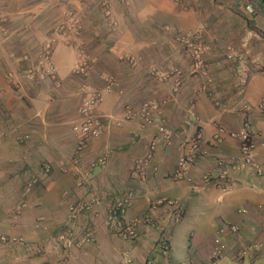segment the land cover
<instances>
[{
    "label": "crops",
    "instance_id": "1",
    "mask_svg": "<svg viewBox=\"0 0 264 264\" xmlns=\"http://www.w3.org/2000/svg\"><path fill=\"white\" fill-rule=\"evenodd\" d=\"M103 3L117 22L115 32L108 28V20L99 10ZM0 4V17L9 20L10 28L7 39L0 37V236L19 240L12 245L0 243V264H63L62 254L50 242L61 232L80 227L78 221L71 220L65 196L104 194L124 188H131L135 195L127 217L153 213L156 227L169 233L168 259L161 254L156 228H141L134 242L124 243L108 232L105 207L100 205L88 220L95 232L94 240L81 252L69 255L66 264H145L150 257L156 259V264H191L193 260L206 263L217 244L227 249L217 264H230L236 261L237 247L257 241L262 243L260 254L253 260L246 258L242 264H264V238L259 225L262 213L258 210L264 205V173L232 172V189L227 195L217 185L201 184L203 175L215 168L210 157L189 168V181L177 182L172 177L177 147L192 133L202 137L209 154L226 158L237 153L233 142L216 146L213 129L206 123L214 121L227 130H239L245 118L240 106L246 103L254 107L264 97L261 74L252 76L239 97L238 74L244 66L225 60L232 49L255 59L264 55V19L258 16L251 21L259 29L255 32L247 27L248 17L243 12L238 14L219 0H0ZM65 5L79 14L92 53L100 60L87 79L79 77L75 74L74 52L60 37L52 54L61 84L55 87L32 78L30 70L48 33L59 23ZM198 27L206 36L204 59L212 78L209 85L206 79L190 75L188 54L175 40L176 35ZM115 33L119 36H115L114 43L111 39ZM128 53L140 58L141 63L132 68L122 58ZM149 64L163 69L181 68L186 75L182 94L175 96L170 88L150 79L144 69ZM98 74L118 80L124 95H106L100 107L104 130L88 141L82 153L84 167L96 164L85 191L77 188L80 177L71 164L75 149L72 126L78 119L82 97L102 85ZM199 86L202 89L196 93ZM147 98L157 102L156 117L152 127L142 130L139 109ZM213 99L223 110L213 105ZM192 110L198 120L191 122L188 116ZM128 112L132 119L125 121ZM248 118L259 142L264 139V114L256 111ZM161 121L167 123L172 143L159 144L146 177L136 180L132 176L134 162L146 152ZM256 153V160L264 166V149L258 146ZM47 165L51 167L49 175L45 173ZM61 166L66 168L65 174L60 173ZM27 178L36 180L30 191L26 190ZM163 200L179 207L181 219L171 223L174 209L157 206ZM20 203L26 206L16 215ZM187 206L208 227L200 237H190L183 227ZM243 209L247 214L240 213ZM39 217L46 218L48 232L35 228ZM228 223L240 226L238 235H218ZM176 235L187 241V258H174ZM35 248L40 250L37 255L31 252ZM125 254L130 257L129 263L123 260ZM172 258L176 262H171Z\"/></svg>",
    "mask_w": 264,
    "mask_h": 264
},
{
    "label": "built area",
    "instance_id": "2",
    "mask_svg": "<svg viewBox=\"0 0 264 264\" xmlns=\"http://www.w3.org/2000/svg\"><path fill=\"white\" fill-rule=\"evenodd\" d=\"M247 14L253 13V7L246 5L244 9ZM105 18L108 20L107 26L110 30H114L117 27V23L111 18L110 12L106 8ZM8 20L0 18V37L5 40L10 36V32L7 30ZM58 32H72L77 33L79 30V21L69 11L65 13L64 19L57 28ZM173 34L176 35L175 32ZM204 30L201 27L196 28L193 31L186 32L182 35H176V42L183 48L188 54V59L191 63L190 75L200 79H206L208 83L211 82L207 66L205 65V53L207 48L204 46ZM55 40H49L44 46H42L37 54L36 63L30 70V76L40 82H48L54 84L55 87H60L61 84L57 81V72L52 62V54L55 46ZM82 47L76 49V62L77 66L75 74L83 79H87L91 73L93 60H88L85 54L82 52ZM225 60L230 64H239L244 66L242 71L238 74V88L239 97H242L245 93V89L254 74L264 75V55L260 59L251 58L249 54L242 53L237 50H229L225 55ZM128 61L132 65H136L137 62L134 58H128ZM147 74L158 84H172V93L178 96L181 93L183 86V72L177 67H171L168 71L160 70L157 66L151 65L147 68ZM11 76V75H10ZM9 76V77H10ZM102 81V85L99 89L92 93H86L82 99L78 110V119L72 126V131L75 137V149L71 157V164L78 170L79 180L77 181V188L85 189L90 173L96 166L92 163L88 167H84L82 153L87 148L88 141L98 138L103 130V123L101 121L100 107L104 101L106 95L116 94L122 97L123 90L115 78L110 75L102 74L99 76ZM157 108V102L149 99L142 103L139 109L140 128L142 130L148 129L154 125L156 114H154ZM223 110V107H219ZM245 116L242 122V126L239 130L231 131L224 128L219 123L213 121L207 122L206 125L213 129L212 140L216 146H221L225 142L230 141L236 144L237 153L235 155L226 158H214V165L216 170L208 172L202 178L203 185L209 186L210 184L217 185L223 194H229L232 189L231 173L232 172H253L254 174L261 175L264 173V166L256 160V149L261 147L264 149V139L259 142L255 139V134L252 130L250 116L253 112H259L264 114V97H262L256 106L251 107L249 104L243 103L239 109ZM189 120H198L193 113H189ZM132 114L127 113L125 121L131 120ZM156 135L150 139L146 152L138 160L134 162L132 176L139 181H142L146 176V170L149 167L152 158L160 143L164 146H168L172 143V133L167 128L166 122L161 123L156 128ZM187 148L190 149L187 152ZM177 164L173 171L172 177L177 182L189 181L187 178V171L191 166L209 156V152L204 149V142L200 135L192 133L188 135L182 143L177 147ZM101 162V161H100ZM51 167L47 165L45 167V173L49 175ZM67 172L64 166H61L60 173L65 174ZM215 176V177H214ZM26 190L30 191L36 184V180H25ZM134 191L131 188H124L120 190H109L104 194H89L85 196L74 197L72 193L67 194L64 198L66 202L67 211L71 217V220L78 221L80 227L76 229L65 230L57 235V237L50 242L52 248L62 254L63 264L68 262L67 257L74 253L81 252L87 244L91 243L95 238V232L93 226L88 221L96 212L95 210L100 206L105 207V226L109 233L122 240L124 243L134 242L138 238V232L141 228L155 227L160 235L159 244L161 246L162 256L168 258L169 256V233L162 229H158L155 226L154 214L149 213L141 217L128 218L127 211L132 205L134 199ZM167 203V204H165ZM170 206L174 209L173 218L170 219L171 223H174L180 218L179 207L174 203L167 202L166 200L157 203V206ZM25 203H20L16 215H19L20 211L25 208ZM258 210L262 213V219L260 221L261 237L264 238V205H260ZM241 214H247L246 210H241ZM82 224H81V222ZM45 217H39L35 222V228L43 232H48V225L46 224ZM240 226L238 224L228 223L220 228L218 235H224L225 232L232 235H238ZM0 243L3 245H12L19 243V240L8 239L0 236ZM262 248V243H252L247 247H243V251L238 254L239 258H243L247 253H259ZM225 247L218 245L215 247L211 260H218L222 257ZM33 255L40 253L38 248L31 250ZM125 262H130L128 254L123 256ZM145 264H156V259L150 257Z\"/></svg>",
    "mask_w": 264,
    "mask_h": 264
},
{
    "label": "rangeland",
    "instance_id": "3",
    "mask_svg": "<svg viewBox=\"0 0 264 264\" xmlns=\"http://www.w3.org/2000/svg\"><path fill=\"white\" fill-rule=\"evenodd\" d=\"M61 1V0H60ZM220 2H222V3H224V4H226L228 7H230V9L231 10H233V11H236V13H238L239 14V11H241V12H243V13H245L246 15H247V12L244 10L245 9V7L243 8V6H244V2H238V0H235V2H232V0H219ZM242 1H246V0H242ZM0 6H1V4H0ZM242 6V7H241ZM65 8V10H64V12L62 13V16H61V18H60V20H59V23L58 24H56L51 30H50V32L48 33V36H47V40H46V42L44 43V45L49 41V40H51V39H54L55 40V43L54 44H56L57 42H58V40H59V38L60 37H63L65 40H66V44L68 45V46H70L71 48H72V50H73V52H74V56H76V49L80 46V47H82L81 49H82V52L85 54V56L87 57V59L89 60H93L94 61V65L92 66V70H91V73H92V71H93V68H94V66L99 62V60H100V58H98V56H94L93 55V53H92V49L90 48V45L89 44H91V43H89V41H88V39H87V37H86V35L84 34V28H83V22H82V19L80 18V16H79V14L72 8V7H69V6H64ZM99 10L101 11V12H103L104 14H105V11H106V7H105V4L103 3V4H100L99 5ZM71 12L72 14H73V16L75 17L76 16V19L79 21V30H78V32L75 34V33H72V32H66V33H63V32H58V30H57V28L59 27V25L61 24V21L64 19V16H65V13L66 12ZM99 11V12H100ZM105 16V15H104ZM0 18H2V17H0ZM256 18H258V16L256 17ZM263 19L261 16H259V18L258 19ZM5 19H7V18H5ZM8 20V19H7ZM8 22V26H7V30L10 32V28H9V20L7 21ZM117 23V22H116ZM258 31H259V29H258V27H257V25H256V27H255ZM117 29H118V27H116L114 30H111L112 32H115V31H117ZM114 35V34H113ZM115 36H117V38H118V36H119V34H117V33H115V35H114V37L112 36V41L115 43ZM204 46L207 48V46H206V36L204 35ZM91 42V41H90ZM113 44V43H112ZM43 45V46H44ZM177 45H179L178 43H177ZM180 46V45H179ZM181 47V46H180ZM182 48V47H181ZM183 49V48H182ZM185 50V49H184ZM39 52V51H38ZM38 52H37V54H38ZM122 58H123V60H125V62L126 63H128L130 66H133L132 68H134V66H136V65H139L140 63H141V59L140 58H137V57H135L133 54H131V53H128V54H126V55H123L122 56ZM128 58H134L135 59V61L137 62V64L136 65H132L129 61H128ZM75 61H76V59H75ZM35 65V64H34ZM151 65H154V66H157L160 70H163V71H168L169 70V68H171V67H167V68H161L159 65H155V64H149V65H146L145 67H144V69H145V71H146V73H147V68H148V66H151ZM76 66H77V62H76ZM178 68V67H177ZM208 68V67H207ZM180 70H182L181 68H179ZM182 72H183V70H182ZM90 73V74H91ZM100 75H102V74H98V77L100 76ZM107 75H109V74H107ZM151 79V78H150ZM196 79H199V78H196ZM203 80V79H202ZM153 81H155V80H153ZM183 86H182V89H181V93H179V94H182V91L184 90V87H185V83H186V75H185V73L183 72ZM199 81V80H198ZM156 82V81H155ZM157 83V82H156ZM210 83H212V78H211V82ZM210 83H208V85L210 84ZM158 84V83H157ZM159 85H161V84H159ZM161 86H164V87H168V88H170V90H171V93H172V90H173V87H172V84H163V85H161ZM202 89V86H199L198 88H196V93H198V90L200 91ZM123 90V89H122ZM123 95H124V92H123ZM122 95V96H123ZM146 100H149V98H147ZM145 100V101H146ZM153 100V99H152ZM212 103H213V105L214 106H219V104L213 99L212 100ZM218 104V105H217ZM219 107H221V106H219ZM191 113H193L194 115H195V117L198 119V116H197V114L195 113V111H193L192 110V112ZM214 122V121H213ZM214 123H217V122H214ZM166 126H167V128L169 129V127H168V125H167V123H166ZM158 149V148H157ZM157 151V150H156ZM142 157V156H141ZM141 157H139L136 161H138ZM208 157H210V158H213V160H215L214 158H217L215 155H212V154H209V156ZM207 157V158H208ZM221 158V157H220ZM206 158H204V159H202V160H205ZM198 163V162H197ZM194 165H196V164H194ZM193 165V166H194ZM134 166V165H133ZM149 167H150V165H149ZM149 167L147 168V170H146V172L148 171V169H149ZM192 167V166H191ZM214 170H216V166H215V168H214ZM132 172H133V168H132ZM208 174V173H207ZM206 175V174H205ZM205 175H203V176H205ZM145 176H146V174H145ZM111 190H113V191H115L116 192V189H111ZM223 194V193H222ZM219 197V194H217L216 196H214V200H216L217 198ZM189 206H187L186 207V218H185V220H184V228H185V230L189 233V236L190 237H196V236H201V234L203 233V232H205L206 231V229L208 228L207 227V225H203V222L201 221V219L200 218H197L194 214H192L190 211H189ZM260 225V224H259ZM155 226H156V224H155ZM184 236L185 235H183V239H184ZM210 236H213V233H211L210 234ZM175 237V242H174V258L175 257H177V258H179V257H184V258H187L188 257V254H187V251H186V243H187V241H183L182 240V236H180V235H176V236H174ZM186 240V239H185ZM255 244H257V243H259V241H257V242H254ZM261 243V242H260ZM252 243H249V245H251ZM218 245V244H217ZM248 245V246H249ZM214 249H215V246L211 249V253H210V256L208 257L209 258V260H208V262H206V263H203V262H199V261H196V260H193V262L191 263V264H217L219 261H221L222 259H220V260H211L212 259V254H213V252H214ZM243 249V247H237L235 250V253H237V254H239L241 251H243L242 250ZM261 250H262V248H261ZM260 250V251H261ZM259 251V252H260ZM224 253V252H223ZM235 253H234V255H235ZM258 255V254H257ZM225 257V256H224ZM174 258H172L171 259V262H176V260L174 259ZM255 257H252V258H250L251 260H253ZM245 260H247V259H245ZM187 261H188V259H187ZM255 261V260H254ZM230 264H242V263H238L237 261H233V262H230ZM245 264H257V263H248V262H246Z\"/></svg>",
    "mask_w": 264,
    "mask_h": 264
},
{
    "label": "trees",
    "instance_id": "4",
    "mask_svg": "<svg viewBox=\"0 0 264 264\" xmlns=\"http://www.w3.org/2000/svg\"><path fill=\"white\" fill-rule=\"evenodd\" d=\"M246 5H251L253 7V13L252 14H245L248 19L246 18L245 22L247 24V27L255 32H257V29L254 27V23L251 21H253L257 16H261L264 19V0H249L244 2V6ZM244 18V17H243Z\"/></svg>",
    "mask_w": 264,
    "mask_h": 264
},
{
    "label": "clouds",
    "instance_id": "5",
    "mask_svg": "<svg viewBox=\"0 0 264 264\" xmlns=\"http://www.w3.org/2000/svg\"><path fill=\"white\" fill-rule=\"evenodd\" d=\"M51 172V171H50ZM202 184V186L203 187H205L204 185H203V183H201ZM213 184V183H212ZM213 185H215V184H213ZM207 187V186H206ZM231 192V191H230ZM229 192V193H230ZM181 214V213H180ZM179 219H181V215H180V218ZM175 223V222H174ZM153 228H155V227H153ZM220 230V229H219ZM219 232V231H218ZM240 232V231H239ZM160 235H161V233L159 234V239H160ZM222 236V235H221ZM254 243V242H253ZM160 245V244H159ZM218 245H223L224 247H225V251H224V253H223V255H222V257L220 258V259H222V258H224V256L226 255V253H227V249H226V246L224 245V244H218ZM218 245H215V247L216 246H218ZM161 247V246H160ZM170 249H171V245H170V236H169V255H170ZM261 252V251H260ZM260 252L259 253H256V254H254V253H247V255L245 256V257H243V258H239L238 257V254L237 253H235V260L238 262V263H242L246 258H252V257H256V255L257 254H260ZM161 254H162V252H161ZM169 257V256H168ZM166 259H168V258H166ZM220 259H218V260H220ZM146 263V262H145Z\"/></svg>",
    "mask_w": 264,
    "mask_h": 264
}]
</instances>
